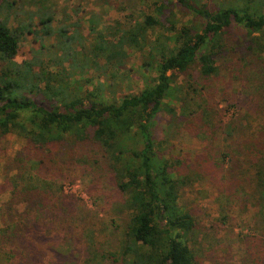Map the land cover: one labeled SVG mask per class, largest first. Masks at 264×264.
Instances as JSON below:
<instances>
[{"label": "trees", "instance_id": "16d2710c", "mask_svg": "<svg viewBox=\"0 0 264 264\" xmlns=\"http://www.w3.org/2000/svg\"><path fill=\"white\" fill-rule=\"evenodd\" d=\"M162 1H172L191 11L201 24L176 28L171 23V36H156L150 52L157 58L153 63L147 60L146 67L143 65L147 70L152 64L153 81L118 101L104 98L100 83L90 88L91 79L84 75L90 69L97 71L100 65L106 70L109 65L120 67L129 49L142 48L143 33L153 31L159 18L166 15L158 6L154 15L143 14L141 22L121 32L114 31L110 39L98 32L94 42L86 47L79 44V49L75 47L76 35H68L65 27L57 26L56 47L68 68L54 70L50 67L54 58L50 56L44 63L36 58L15 62L23 33L21 24L9 26L0 20V135L14 133L25 141L27 149V154L19 152L12 164L2 166L8 175L0 192L11 194L0 204V264L33 260L26 258L22 250L34 249L32 242L41 236V221L31 220L29 215L44 205L46 196L41 193L48 184L31 177L23 165H45L54 148L74 152L79 144L98 148L118 190L126 195L124 243L120 255L108 264H199L188 244L198 224L180 204L182 187L191 182L187 173L192 169L171 155L158 138L159 114L173 111L169 104L179 88L173 86L179 75L183 77L184 94L178 104L200 98L205 87L200 81L218 74L233 26L246 31L245 55L257 56V63L264 66L260 59L264 56V0H234L230 4L208 0L212 3L209 7L203 0ZM38 14L35 24L26 23L32 26L27 27L28 32H37L40 27L50 34L44 26L53 20L52 12ZM42 49L35 54H42ZM102 59L105 66L100 64ZM259 88L264 91L263 81ZM244 109L242 114L222 123L216 121L214 110L202 100L196 112L189 114L198 126L217 125L225 140L231 142L229 148L237 153L233 179L242 188L245 183L248 200H255L259 206L254 225L262 235L255 250H247L242 264H264V226L258 225L264 221V93L250 96ZM20 203L25 204L22 210Z\"/></svg>", "mask_w": 264, "mask_h": 264}, {"label": "rangeland", "instance_id": "374dc122", "mask_svg": "<svg viewBox=\"0 0 264 264\" xmlns=\"http://www.w3.org/2000/svg\"><path fill=\"white\" fill-rule=\"evenodd\" d=\"M219 1L230 4L234 0ZM202 2L212 6L208 0ZM157 6L166 15L159 18L153 31L143 33L142 48L129 49L120 67L109 65L106 70L100 65L97 71L90 69L84 75L91 79L90 88L100 83L104 98L118 101L138 93L153 81L152 64L147 70L145 67L147 60L153 63L157 58L150 52L154 38L171 36L173 32L168 29L171 23L176 28L189 23L200 26L198 17L172 1L162 0H0V20L9 26L21 24L23 33L15 62L36 58L44 63L50 56L54 58V64L50 65L54 70L68 68L56 47L57 26L65 27L68 35H76L75 47L79 49V44L86 47L94 42L98 32L110 39L114 31L118 33L141 22L143 14L154 15ZM41 11L42 15L52 12L53 20L44 26L50 34L40 27L37 32L27 30L32 26L26 23L35 24ZM247 40L246 31L233 26L225 56L219 61L218 74L208 81H200L205 85L200 98L178 104L184 94L183 77L179 75L173 84L179 88L169 104L173 111L159 114L158 130L161 133L158 138L171 155L179 157L192 169L187 173L191 182L182 187L180 204L190 211L198 224L188 244L199 264H242L247 250L254 251L259 244L258 238L262 237L254 225V215L260 208L255 200H248L245 183L242 188L237 179H233L237 153L229 148L231 142L225 140L217 125L200 123L198 126L195 117L189 114L196 112L197 104L204 100L214 110L216 121L227 123L244 112L250 96L264 93L259 88L264 82V66L257 63V56L245 55ZM41 47L42 54H35ZM260 59L264 61V56ZM105 63V59L100 60V64L105 66ZM61 149L54 148L45 165L33 168L23 165L31 177L48 184L41 194L49 200L44 198V205L40 203L42 206L36 207L35 214L29 215L31 220L41 221V236L32 242L34 249L22 250L26 258L33 260L25 262L24 258L20 264H108L120 255L124 243L128 221L124 205L126 195L118 190L114 176L96 146L79 144L74 147V152ZM19 152L27 154L21 137L14 133L0 135V191L7 179L2 166L12 164ZM14 172L15 169L9 174ZM9 194L8 191L0 192V204L8 200ZM24 206L20 203L19 209ZM258 225L264 226V221ZM13 264L18 263L15 260Z\"/></svg>", "mask_w": 264, "mask_h": 264}]
</instances>
